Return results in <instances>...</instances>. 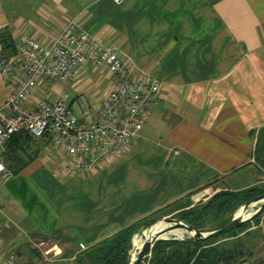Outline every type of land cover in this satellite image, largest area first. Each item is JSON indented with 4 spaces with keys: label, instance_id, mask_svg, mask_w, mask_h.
Instances as JSON below:
<instances>
[{
    "label": "crops",
    "instance_id": "obj_1",
    "mask_svg": "<svg viewBox=\"0 0 264 264\" xmlns=\"http://www.w3.org/2000/svg\"><path fill=\"white\" fill-rule=\"evenodd\" d=\"M70 19L136 76L159 81L161 92L127 152L93 174H70L71 157L47 138L22 144L26 163L9 168L16 173L0 188V264L34 239L66 252L51 264L75 261L217 184L264 185L256 157L264 144V0H0V27L14 43L29 35L48 45ZM114 82L89 66L68 88L71 104L85 99L97 110ZM66 89L42 81L35 99L55 100ZM7 99L0 74V111ZM252 231L238 235L253 253L240 264L264 263Z\"/></svg>",
    "mask_w": 264,
    "mask_h": 264
},
{
    "label": "built area",
    "instance_id": "obj_2",
    "mask_svg": "<svg viewBox=\"0 0 264 264\" xmlns=\"http://www.w3.org/2000/svg\"><path fill=\"white\" fill-rule=\"evenodd\" d=\"M119 5L126 0H112ZM9 54L0 27V74L8 99L0 111V152L20 132L35 140L47 138L70 157L68 172H97L121 158L132 145L158 101L162 85L136 76L132 64L113 48L84 31L70 19L50 44L23 35ZM92 66L115 79L101 106L87 100L69 104L68 88ZM61 82L67 87L55 100L35 99L40 83ZM75 106L80 112L75 111ZM1 155V153H0ZM13 177L0 156V188ZM8 264H14L13 256ZM264 264V263H263Z\"/></svg>",
    "mask_w": 264,
    "mask_h": 264
},
{
    "label": "trees",
    "instance_id": "obj_3",
    "mask_svg": "<svg viewBox=\"0 0 264 264\" xmlns=\"http://www.w3.org/2000/svg\"><path fill=\"white\" fill-rule=\"evenodd\" d=\"M2 42L9 54L15 53L14 42L11 41V39H9V37L3 32ZM31 140H33V138L24 132L15 134L7 143L5 151L0 152L6 163H15V158L20 160L19 153L23 148L22 144L30 142ZM263 147L264 145L258 146L256 149L257 160L262 166H264V149H262ZM22 162H24V164L26 163L25 161ZM16 169L19 170L20 167ZM15 170L13 172H15ZM262 194H264V188L260 187H254L244 191H223L215 195L207 203L202 204L197 208H191L187 211L186 208H189L190 205L189 203L184 205V207L182 208H185L186 210H183L178 218L186 224L201 231H206L204 222L208 219L212 220L213 223H217V225L213 226L212 229H208V231H213L225 226L233 219L232 218L230 220H225L226 215L229 212L235 209L238 210L243 204L253 200L254 198ZM179 203L180 202L174 203L173 205L155 213L151 217L133 224L116 233L115 235L80 252L76 256L75 264H130L133 238L139 232V230L143 226L147 227L152 225L153 221H155L156 219L164 218L162 214L166 210L177 206ZM256 221L257 223H259L260 218H257ZM250 227L251 226L247 228L243 227L242 229L233 231L227 235L218 238H212L204 242H194L192 240L159 241L152 249L151 256L147 259V263L226 264L223 259L228 255H235L236 260H231L230 263L240 264L239 262L242 258L253 255L251 247H247L243 239L237 238L238 243L235 244L236 247L226 250L219 249L222 244L220 243L222 242L220 240L226 236L233 237L235 234L238 236L244 232H247L246 234H248L250 232H248L247 230Z\"/></svg>",
    "mask_w": 264,
    "mask_h": 264
},
{
    "label": "rangeland",
    "instance_id": "obj_4",
    "mask_svg": "<svg viewBox=\"0 0 264 264\" xmlns=\"http://www.w3.org/2000/svg\"><path fill=\"white\" fill-rule=\"evenodd\" d=\"M58 85H64L63 83L59 82L57 83ZM66 86V85H65ZM73 101V98L69 99V104ZM75 109H78L77 107H75ZM79 110V109H78ZM78 110L76 111L78 113ZM31 143H35L33 140H31ZM264 145V144H263ZM264 149V147L262 148ZM2 156V155H0ZM15 163L14 164H10V162L7 164L8 167H10L11 169H16L19 168L21 166H23V162L17 158H15ZM263 169L264 166L260 165ZM260 188H264V185H262ZM223 191H227L226 189H224V184H217L212 191H205L199 195H195L194 197H190L189 199H185L184 201L180 202L177 206H174L168 210H166L162 216L164 217L163 219H179L178 216L180 215V213H182L183 210H190L191 208H197L202 204L207 203L210 199H212L215 195H217L218 193H221ZM190 205L189 208H182L184 207V205L188 204ZM238 210H233L231 212H229L226 215L225 220H230L234 217V215L236 214ZM255 211V208L249 209V211L247 212V215H250L251 213H253ZM160 216V215H159ZM260 218V222L257 223L256 219L253 222H250L246 225H244L243 227L247 228L249 226H251L247 231H252L251 233L254 234V238H255V242L257 243V245H259V249L262 250V248L264 249V212L258 217ZM180 220V219H179ZM152 222V221H151ZM205 227H206V231H201L198 230L199 232H207L208 229H212L213 226L217 225V223H213L212 220H206L204 222ZM250 224V225H249ZM249 225V226H248ZM150 226H143L139 232L135 235V237L133 238V247L131 250V259H132V251L134 250V240L137 236H142V234L144 232H147L149 230ZM242 227V228H243ZM241 228V229H242ZM181 231V230H180ZM178 234L180 236L183 237V233L182 232H178ZM172 233H167V238L172 237ZM236 235V234H235ZM233 236V237H224L223 239H221L220 243L221 246L219 249H232L234 247H236V243L237 242V238L238 236ZM172 240V238H171ZM166 241V240H165ZM10 244V243H9ZM219 244V242H218ZM223 247V248H222ZM53 248L55 249V251L53 250ZM21 252L22 255H19ZM59 256H65L66 252L60 248L58 243H52V242H44V241H38L37 239H34L32 241H26L23 243H20V245L17 247L16 250H13L12 253H9L8 255V261L11 259V257L13 256V262L14 264H51L50 261L53 260V258ZM151 256L150 255L146 258L144 264H148L147 263V259ZM68 257V256H66ZM60 258V257H57ZM62 259H64L63 257H61ZM8 264V263H7ZM53 264V263H52ZM57 264H75V261L72 260L71 262L66 260L65 262H61V263H57Z\"/></svg>",
    "mask_w": 264,
    "mask_h": 264
},
{
    "label": "water",
    "instance_id": "obj_5",
    "mask_svg": "<svg viewBox=\"0 0 264 264\" xmlns=\"http://www.w3.org/2000/svg\"><path fill=\"white\" fill-rule=\"evenodd\" d=\"M253 208H255V211L246 217V214L249 211V209H253ZM263 212H264V194L259 195L253 200L248 201L245 204H243L238 209L233 219L229 223L213 231L199 232L196 228L186 224L185 222L179 219H173V218L156 219L155 221H153L152 225H150L149 229L150 228L152 229L159 222H165L166 224H168V227L163 229V231H161L158 234H150L149 237H147L137 257L134 259H131L130 264H144L146 258L150 255L156 243H158L159 241L171 240V239H161V236L167 233H170L172 231L181 230L184 232L183 237L181 238L174 237L172 238V240H192L194 242H204L209 239L218 238V237L227 235L233 231L241 229L244 225L250 222H253ZM223 260L224 262H226V264H231L230 261L236 260V257L235 255H228Z\"/></svg>",
    "mask_w": 264,
    "mask_h": 264
},
{
    "label": "bare ground",
    "instance_id": "obj_6",
    "mask_svg": "<svg viewBox=\"0 0 264 264\" xmlns=\"http://www.w3.org/2000/svg\"><path fill=\"white\" fill-rule=\"evenodd\" d=\"M247 216L248 215L246 214V217ZM166 227H168V224H166L165 222H159L152 229L150 228L147 232H144L142 234L143 236H137L134 240V250L132 252V259L137 257V255L140 252V250L142 249L147 237H149L150 234H158L161 231H163V229H165ZM178 232L184 233L183 231L175 230V231L171 232L173 234L172 237L167 238V236H166L167 234H165V235L161 236V239H171L174 237L181 238L182 236H180L178 234Z\"/></svg>",
    "mask_w": 264,
    "mask_h": 264
}]
</instances>
